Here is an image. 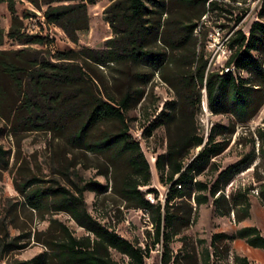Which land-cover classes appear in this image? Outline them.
<instances>
[{
	"label": "rangeland",
	"instance_id": "1",
	"mask_svg": "<svg viewBox=\"0 0 264 264\" xmlns=\"http://www.w3.org/2000/svg\"><path fill=\"white\" fill-rule=\"evenodd\" d=\"M112 1L95 0L86 4L88 27L77 32V41L72 42L59 26L46 23L41 14L45 5L38 9L27 0H15L20 33L43 37V45L21 44L7 37L11 16L6 3L1 2L0 50L32 52L30 49L36 48L50 52L44 56L52 62L57 61L53 57L57 51L98 50L113 36L106 20L112 16V10H108ZM261 3L262 0H156L148 3L144 28L150 31L143 44L162 54L160 59L103 65L86 59L81 65L83 75H78L80 78L76 81L68 86L48 82L44 87L59 94L57 104L74 102L78 112L93 96L118 99L125 90L134 91L135 100L125 113V123L128 134L139 142L151 173L150 184L138 189L150 203L156 204L159 200L161 207L166 185L159 181L154 161L157 154L165 151L168 135H172L173 130H168L165 124H155L149 136L144 130L151 122L162 120V116L155 117L160 115L166 102L175 100L182 105L186 95L192 96L190 111L199 133L206 137L212 125L226 126L215 136L216 140L223 141L225 148L212 158L214 166L220 170L242 158L247 159L223 189L224 198L229 202L247 198V216L236 221L243 208L231 204L228 212L223 213L211 200L199 205L192 198L177 201L170 209L174 212L172 225L161 223V234L156 239L154 221L158 214L155 209L144 210L121 194L122 181L130 173L125 156L72 145L68 136L78 126L79 115H49L42 124L44 129L24 128L23 112L13 116L21 95L10 78L0 71V145L8 152L7 165L0 166V264L28 260L45 250L50 253L47 248L60 238L62 226L77 238L93 237L78 226L69 213L53 210L51 202L38 210L25 205L15 187L31 177L40 181L30 188L58 184L71 189L70 181L79 186L96 182L98 186L94 191L85 189L82 193L87 211L100 224L140 248L143 264H244L243 257L247 264H264V249L252 247L236 236L239 229L255 226L264 237V200L260 196L264 191V99L251 118L236 122L228 113L213 114L208 109L205 88L199 90L197 105L198 86L186 87L182 83L183 76L197 67H203L205 72L226 71L225 62L232 53L229 39L238 29L247 35L254 21L264 22V15L259 14ZM24 10L33 15L24 18ZM190 23H196V27L187 35L184 26ZM256 54L264 65V45ZM75 58V63H82L79 55ZM241 75L247 77L248 73L242 71ZM22 80L25 82L26 78ZM262 89L264 97V84ZM118 129L115 121L103 120L91 128L88 139H97ZM215 174L214 168L205 169L196 178L208 181ZM148 189L155 190L157 198ZM160 212L163 216L162 208ZM219 233L225 235L218 237ZM11 240L22 247L1 249ZM109 257L117 264L128 261L125 255L112 249H109ZM44 264L56 262L48 260Z\"/></svg>",
	"mask_w": 264,
	"mask_h": 264
},
{
	"label": "trees",
	"instance_id": "2",
	"mask_svg": "<svg viewBox=\"0 0 264 264\" xmlns=\"http://www.w3.org/2000/svg\"><path fill=\"white\" fill-rule=\"evenodd\" d=\"M34 7L41 9L46 23L59 26L67 37L77 41V32L86 30L88 27L86 4H92L95 0H27ZM66 1V3H63ZM5 2L11 16V23L7 37L15 39L21 44L43 45L44 38L37 35L20 33L18 26L19 18L15 10V0H0ZM156 0H113L108 7L112 10V16L106 20L112 28L113 36L106 39L100 49H87L86 52L57 51L51 61L44 54L50 52L31 48L32 52H1L0 71L7 75L15 84L21 98L14 107V115L22 111L24 116L22 123L27 130H42V124L49 115L61 117L66 114L79 115L78 126L69 134V140L75 147L84 148L94 152L111 151L114 155H124L130 173L121 185V194L127 199L133 200L136 205L144 210L155 209L158 214L154 221L155 237L161 234V223L166 226L172 225L174 212L171 208L177 201L192 198L196 205L206 203L209 200L223 213L228 212L229 204L242 207L241 216L236 217L240 221L248 214L249 202L247 198L232 202L224 198L223 189L232 176L238 171L240 165L247 159L242 158L234 163L218 169L214 166L212 158L220 154L225 145L223 141L216 140L215 136L222 133L226 126L221 124L212 125L207 136L199 133L193 121L190 111V99L186 95L182 105L175 100L164 104V108L155 118L162 116L158 123L151 122L144 130L146 136L151 134L154 125L165 124L167 129L172 128V135H168L166 149L155 157L154 166L158 173V179L166 185L164 204L161 207L159 200L156 204L145 199L139 186L150 184V169L148 162L140 148L139 142L132 139L128 134L125 123V113L135 100L133 90H125L118 98L106 96H93L89 103L80 106L78 112L74 102L60 106L57 104L59 94L45 89L48 82H61L68 86L83 75L82 66L86 59L101 65L108 62L136 63L148 59L156 61L162 54L145 48L143 39L149 28H144L145 15L149 13L148 3ZM261 16L264 15V0L260 6ZM33 15L29 11L23 12V17ZM196 27V23L184 26L187 35H190ZM232 53L225 62L226 68L222 71L205 72L203 67H197L188 75L183 76L182 83L186 87H197L196 103L199 105L198 93L201 88L206 90L208 109L213 113H228L236 122H245L251 118L263 103L264 65L262 59L256 54L264 45V22L254 21L248 28V34L238 29L228 41ZM2 35L0 34V45ZM3 54H11L5 57ZM25 55V56H23ZM76 55H79L82 63H75ZM75 63V64H73ZM248 73L247 77L241 72ZM26 81L23 82L22 78ZM103 120H113L119 125L116 132H107L99 138L89 140L88 133L97 123ZM49 121V120H48ZM201 146V147H200ZM200 147L198 151H195ZM8 152L0 145V166L5 167L8 163ZM216 172L212 180H200L196 176L205 169ZM40 181L36 177L26 179L15 189L22 195L23 203L32 209H41L47 202H51L55 211H65L75 223L82 227L89 236L75 237L62 226V235L47 250L37 254L28 260L14 261L8 264H44L48 260H54L56 264H117L109 257V249H112L128 258L127 264H143V253L140 248L118 235L114 230L108 229L96 221L87 211L83 199L85 189L94 191L96 182L86 183L79 186L70 181L71 189L61 185H50L45 188L30 186ZM157 198V192L147 190ZM260 196L264 200V191ZM179 202V203H181ZM225 209H221V206ZM163 210L161 216L160 210ZM218 237L225 234L219 233ZM236 236L243 238L245 242L257 248L264 249V237L255 226H246L236 232ZM4 237H7L4 232ZM19 249L22 246L6 242L1 249ZM9 247V248H8ZM244 264L246 258H241Z\"/></svg>",
	"mask_w": 264,
	"mask_h": 264
},
{
	"label": "water",
	"instance_id": "3",
	"mask_svg": "<svg viewBox=\"0 0 264 264\" xmlns=\"http://www.w3.org/2000/svg\"><path fill=\"white\" fill-rule=\"evenodd\" d=\"M201 147V146H200ZM200 147L199 148H197V151L200 149Z\"/></svg>",
	"mask_w": 264,
	"mask_h": 264
},
{
	"label": "built area",
	"instance_id": "4",
	"mask_svg": "<svg viewBox=\"0 0 264 264\" xmlns=\"http://www.w3.org/2000/svg\"><path fill=\"white\" fill-rule=\"evenodd\" d=\"M228 69H230V68H226L225 70H228Z\"/></svg>",
	"mask_w": 264,
	"mask_h": 264
}]
</instances>
